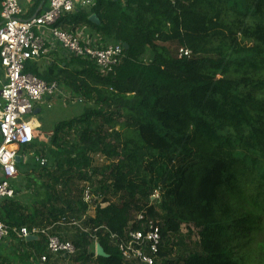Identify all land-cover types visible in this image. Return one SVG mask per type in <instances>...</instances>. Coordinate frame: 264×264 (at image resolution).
<instances>
[{
    "label": "trees",
    "instance_id": "16d2710c",
    "mask_svg": "<svg viewBox=\"0 0 264 264\" xmlns=\"http://www.w3.org/2000/svg\"><path fill=\"white\" fill-rule=\"evenodd\" d=\"M59 26L87 27L103 43L127 45L125 58L106 75L75 58L45 71L28 64V73L58 81L98 109L59 123L49 145L22 147L47 161H35L44 198L32 206L0 200V221L44 227L86 212L76 182L88 178L90 155L102 152L117 160L94 170L105 172L95 193L109 204L89 220L107 258L95 255L90 235L77 232L72 263L134 264L100 228L141 230L145 221L136 216L145 212L161 232L160 264H237V251L253 242L250 232H260L264 218V0H97ZM167 44L192 55L172 53ZM159 186L157 208L149 197ZM183 225L197 229L200 243L174 259L170 239ZM29 247L46 252L43 241Z\"/></svg>",
    "mask_w": 264,
    "mask_h": 264
},
{
    "label": "built area",
    "instance_id": "2783aa9c",
    "mask_svg": "<svg viewBox=\"0 0 264 264\" xmlns=\"http://www.w3.org/2000/svg\"><path fill=\"white\" fill-rule=\"evenodd\" d=\"M96 6L97 0H49L48 8L43 13L32 19H24V10L19 0H0V200L17 196L12 183L20 177L19 165H26L29 156L34 155L20 153L17 146L30 145L40 136V124L36 125V109H42L44 105L52 108L56 103L64 106L85 103L84 98L75 95L58 81L49 83L28 73V64L40 61L54 50H62L70 60L75 58L92 62L106 75L124 61L125 49L122 43H103L87 27L74 32L69 27L59 26L64 18ZM179 53L186 57L192 55L188 48H180ZM52 136L53 133L46 138L51 140ZM34 156L37 163L47 165L44 157ZM18 157L20 162H17ZM90 158L92 166L84 170L88 178L81 183L82 200L88 206L86 212L64 217L44 227H20L0 221V244L14 240L21 246L19 251L22 254L38 258L39 264H64L71 262L76 255L77 248L71 236L79 232L90 235L97 256L96 233L99 228H94L89 219L95 217L98 207H106L109 203L95 193L105 172L95 173L94 170L107 167L117 160L108 159L102 152H95ZM112 183L111 179L105 181L106 185ZM163 194L161 186L155 188L149 197V205L160 207ZM136 220L145 221L143 228L127 230L124 235L112 233L104 227L100 229L108 232L110 243L118 249L125 261L160 264L162 261L158 254L162 236L159 227L146 217L145 212H140ZM30 237H34L32 241H43L46 248L44 254H38L29 247Z\"/></svg>",
    "mask_w": 264,
    "mask_h": 264
},
{
    "label": "rangeland",
    "instance_id": "374dc122",
    "mask_svg": "<svg viewBox=\"0 0 264 264\" xmlns=\"http://www.w3.org/2000/svg\"><path fill=\"white\" fill-rule=\"evenodd\" d=\"M122 1V0H121ZM99 37L98 35H96ZM107 44H115L111 41L106 42ZM167 47L172 51V53L177 52L179 46L177 44H167ZM62 51V50H61ZM46 58V59H45ZM42 58L41 61L36 63L39 70L44 71V67L48 61H54V58L49 55ZM63 63V62H62ZM59 65V63H55ZM48 68V67H47ZM46 70V69H45ZM98 109V106L93 103H81L72 106H64V104L56 103L52 108L47 106H42V111L37 115L38 123L40 124L38 141L46 143L49 145L50 138H46L47 135L53 133L54 128L61 122L70 121L79 118L83 115L87 109ZM74 134V133H73ZM72 135V134H71ZM20 153H33L26 152L22 149L23 146H17ZM35 155V154H34ZM29 156V161L26 165L20 164V177L18 180L12 183L13 188L17 192L15 199L22 201L27 206H32L34 203L41 201L44 198V189L41 184L44 181L42 178V173L39 172V167L35 164V156ZM100 165H103L100 163ZM53 171V170H52ZM81 188V182H76ZM100 187V186H99ZM193 232V233H191ZM179 238H171L170 240L176 243L173 255L176 256L174 259H178L180 256H186L193 251L198 250V245L200 243V238L197 229L182 227ZM253 242L246 248H240L241 253L237 251L235 260L237 264L240 263L241 257L248 256V259L242 260L241 264H264V256L261 255L262 246H264V218L261 226V231H251ZM21 246L17 244L14 240L11 242H6L0 244V259L5 260L9 264H39L38 258L29 257L26 258L19 250ZM33 259V260H32ZM64 264H74L72 262H67Z\"/></svg>",
    "mask_w": 264,
    "mask_h": 264
},
{
    "label": "crops",
    "instance_id": "0c3cea01",
    "mask_svg": "<svg viewBox=\"0 0 264 264\" xmlns=\"http://www.w3.org/2000/svg\"><path fill=\"white\" fill-rule=\"evenodd\" d=\"M19 2H20V5L22 6V8L24 10L23 18L24 19H32V18L39 16L41 13H43L48 8L49 0H19ZM87 32L90 33V31H88V30H87ZM49 55H51L54 58V61H48L46 64V67H44L45 69H48L50 66H52L55 63H59V65H61L63 62L64 66H65V62L70 61V59L67 58V55L65 53H63L61 50H54ZM49 55H47V56H49ZM47 56H45V57H47ZM45 69H44V71H45ZM41 111H42V109H40V113H41ZM37 115L38 114H36V116ZM36 124H39L38 120H37Z\"/></svg>",
    "mask_w": 264,
    "mask_h": 264
},
{
    "label": "water",
    "instance_id": "95a60500",
    "mask_svg": "<svg viewBox=\"0 0 264 264\" xmlns=\"http://www.w3.org/2000/svg\"><path fill=\"white\" fill-rule=\"evenodd\" d=\"M114 1L115 2H118L119 0H114ZM91 22L99 25L98 18L95 15L91 17ZM124 49H127V45H124ZM39 113H40V109H37L35 111V114H39ZM17 162H20V157L17 158ZM28 240L29 241L34 240V237H30ZM96 253H97V256H99V257L107 258V255H106L104 249L99 244L97 245V251H96Z\"/></svg>",
    "mask_w": 264,
    "mask_h": 264
},
{
    "label": "bare ground",
    "instance_id": "6f19581e",
    "mask_svg": "<svg viewBox=\"0 0 264 264\" xmlns=\"http://www.w3.org/2000/svg\"><path fill=\"white\" fill-rule=\"evenodd\" d=\"M37 123V122H36ZM36 125H38V124H36Z\"/></svg>",
    "mask_w": 264,
    "mask_h": 264
}]
</instances>
